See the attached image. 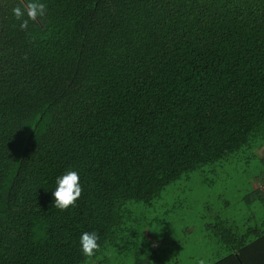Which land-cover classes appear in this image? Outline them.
<instances>
[{"label":"trees","instance_id":"1","mask_svg":"<svg viewBox=\"0 0 264 264\" xmlns=\"http://www.w3.org/2000/svg\"><path fill=\"white\" fill-rule=\"evenodd\" d=\"M41 2L22 30L21 0H0V264H178L133 207L207 166L264 162V0ZM69 170L83 192L60 211ZM257 198L264 169L245 202ZM221 212L201 214L220 255L206 264H264V216L243 227ZM86 231L100 237L90 261Z\"/></svg>","mask_w":264,"mask_h":264},{"label":"rangeland","instance_id":"2","mask_svg":"<svg viewBox=\"0 0 264 264\" xmlns=\"http://www.w3.org/2000/svg\"><path fill=\"white\" fill-rule=\"evenodd\" d=\"M248 156L250 154L247 153L238 160L216 163L213 171L212 166H207L204 171L193 173L188 178L182 176L175 184L165 188L151 204L139 203L133 207V217L135 210L138 213L135 216L145 217L140 226L143 230L145 226L149 227L154 218L156 234L149 239L155 245L153 247L158 249L159 256L163 246L171 243V251H178V264H191L193 257H203L199 253L207 252L204 259L220 257L212 252L217 242L211 232L209 238L212 245L205 243L206 236L202 231L205 219H201V214L207 206L221 210L226 217L233 218L243 227L247 226L250 210L258 221L262 220L264 208L259 207L261 200L257 198V202L247 205L245 197L250 192L254 174L264 169V162L255 157L247 160ZM168 246L164 252H167ZM115 249L116 255H123L117 258H123L121 260L124 262L131 261L128 250ZM162 258L165 264H169V259L173 257L167 253ZM172 264H176L174 260Z\"/></svg>","mask_w":264,"mask_h":264},{"label":"clouds","instance_id":"3","mask_svg":"<svg viewBox=\"0 0 264 264\" xmlns=\"http://www.w3.org/2000/svg\"><path fill=\"white\" fill-rule=\"evenodd\" d=\"M47 6L41 0H21L15 7L12 8V15L19 22V27L22 30L28 28L29 21H37L45 15ZM83 189L80 184L78 172L69 170L56 179V187L52 192L54 197L53 207L60 211H65L76 205L77 200L82 195ZM100 237L96 231L83 232L80 236V251L86 260L90 261L100 249L98 243ZM155 246V245H153ZM198 264H206L205 259L200 258Z\"/></svg>","mask_w":264,"mask_h":264}]
</instances>
